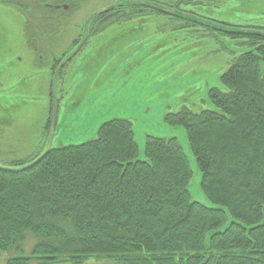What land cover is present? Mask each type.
I'll return each instance as SVG.
<instances>
[{
	"label": "trees",
	"instance_id": "1",
	"mask_svg": "<svg viewBox=\"0 0 264 264\" xmlns=\"http://www.w3.org/2000/svg\"><path fill=\"white\" fill-rule=\"evenodd\" d=\"M252 37L209 90L215 109L164 117L185 129L208 204L192 200L175 137L148 135L138 158L131 122L106 120L92 140L0 169V249L17 251L6 264H264V36Z\"/></svg>",
	"mask_w": 264,
	"mask_h": 264
},
{
	"label": "rangeland",
	"instance_id": "2",
	"mask_svg": "<svg viewBox=\"0 0 264 264\" xmlns=\"http://www.w3.org/2000/svg\"><path fill=\"white\" fill-rule=\"evenodd\" d=\"M122 40L125 42L114 43L108 48L111 42ZM66 44L63 42L61 46L65 49ZM225 45L224 50L217 51V45L211 40L186 38L185 33L158 22L133 30L128 37L123 30H118L91 40L55 80V98L61 100L64 96L65 105L51 145L57 147L92 140L106 120L127 119L139 146L138 158H144L148 135L179 140L193 172L188 187L192 200L204 201L200 190L201 173L188 150L185 129L169 125L164 117L181 109L200 112L216 108L208 98V89L213 86L223 90L222 73L234 62V56L247 50L230 41ZM50 72L44 69L40 72L39 83L38 80L29 81L27 88L20 85L16 92L12 90V95L17 96L11 97L8 91L0 92V98L9 97L13 105L5 111L0 107V164L29 162L40 154L39 144L43 143V137L36 133L41 126L39 118L47 116ZM37 88L42 97H34ZM34 241V236L29 234L22 243L23 254L30 253ZM16 253L15 248L0 249V264H6ZM77 264L122 262L89 259Z\"/></svg>",
	"mask_w": 264,
	"mask_h": 264
},
{
	"label": "flooded vegetation",
	"instance_id": "3",
	"mask_svg": "<svg viewBox=\"0 0 264 264\" xmlns=\"http://www.w3.org/2000/svg\"><path fill=\"white\" fill-rule=\"evenodd\" d=\"M154 22L195 41L211 40L217 51L226 48V41L248 48V40L256 35L245 32L264 34V0H0V92L17 96L12 90L16 92L20 85L27 88L29 81L39 83L40 72L51 71L47 116L39 118L41 126L36 133L43 137L38 153L59 126L65 98H55L54 84L69 61L91 40L118 30L128 37L133 30ZM257 38V42L263 39ZM122 42H111L108 48ZM241 54L234 56L235 60ZM37 91L34 97H42ZM10 102L7 96L0 98V107L5 111L13 106ZM5 105L9 106L2 107Z\"/></svg>",
	"mask_w": 264,
	"mask_h": 264
},
{
	"label": "water",
	"instance_id": "4",
	"mask_svg": "<svg viewBox=\"0 0 264 264\" xmlns=\"http://www.w3.org/2000/svg\"><path fill=\"white\" fill-rule=\"evenodd\" d=\"M248 33H251V32H248ZM254 34H256V35H260V36H264V34L263 33H260V32H253ZM252 33V34H253ZM79 49V47L78 48H76L70 55H68V58L67 59H65L64 61H62V63H60V65L59 66H61L64 62H66V61H68V59H70L71 58V56H73L76 52H77V50ZM58 69H59V67H58ZM51 139H52V134H50V136H49V139H48V141H47V146H46V148L42 151V152H40V154L38 155V156H36V158H34V159H32V160H30L29 161V163H27V164H24V165H21V166H18V167H6V166H3V165H0V169H3V170H5V171H12V172H19V171H22V170H25V169H28L30 166H32V165H34V164H37L38 162H40V160L43 158V157H45V155L49 152V150H50V148H51ZM177 140V139H176ZM178 143H179V145H180V147H181V149H182V145L180 144V142H179V140H178ZM187 145H188V150H190V148H189V143H188V140H187ZM139 147V146H138ZM183 150V149H182ZM143 151H144V149H143ZM184 151V150H183ZM191 151V150H190ZM184 154H185V156H186V158H187V155H186V153L184 152ZM187 161H189L188 160V158H187ZM195 161V160H194ZM196 162V161H195ZM189 164H190V161H189ZM191 168V167H190ZM192 172V171H191ZM191 184V180L189 181V185ZM200 190H201V188H200ZM199 202V201H198ZM206 202H208L207 201V199L205 198V196H204V201H202V202H200V203H205L206 204Z\"/></svg>",
	"mask_w": 264,
	"mask_h": 264
}]
</instances>
